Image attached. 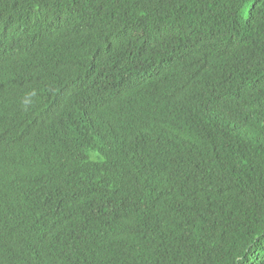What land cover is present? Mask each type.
Segmentation results:
<instances>
[{
    "label": "trees",
    "instance_id": "1",
    "mask_svg": "<svg viewBox=\"0 0 264 264\" xmlns=\"http://www.w3.org/2000/svg\"><path fill=\"white\" fill-rule=\"evenodd\" d=\"M0 264H264V0H0Z\"/></svg>",
    "mask_w": 264,
    "mask_h": 264
},
{
    "label": "clouds",
    "instance_id": "2",
    "mask_svg": "<svg viewBox=\"0 0 264 264\" xmlns=\"http://www.w3.org/2000/svg\"><path fill=\"white\" fill-rule=\"evenodd\" d=\"M75 151H76V153H77L79 156L84 154V150L80 147V143H79V145L76 146ZM5 156H6V155H4V157H5Z\"/></svg>",
    "mask_w": 264,
    "mask_h": 264
}]
</instances>
